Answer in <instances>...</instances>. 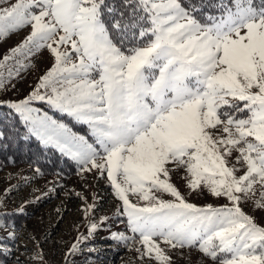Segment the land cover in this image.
Wrapping results in <instances>:
<instances>
[{
  "label": "snow or ice",
  "instance_id": "6c2138e0",
  "mask_svg": "<svg viewBox=\"0 0 264 264\" xmlns=\"http://www.w3.org/2000/svg\"><path fill=\"white\" fill-rule=\"evenodd\" d=\"M25 29L0 55V149L39 147L25 183L52 175L54 191L71 163L114 202L98 215L102 197L75 193L60 264L120 249L125 264H264V0H0V41ZM24 211L0 212V264ZM29 239V264H50L48 237Z\"/></svg>",
  "mask_w": 264,
  "mask_h": 264
},
{
  "label": "rangeland",
  "instance_id": "374dc122",
  "mask_svg": "<svg viewBox=\"0 0 264 264\" xmlns=\"http://www.w3.org/2000/svg\"><path fill=\"white\" fill-rule=\"evenodd\" d=\"M26 33L27 30L25 29L0 41V55L16 45ZM43 66L44 64L41 62V67ZM35 75L34 72L26 74L24 83L18 86L21 95L27 90V85L34 81ZM34 167L33 165L29 167V164L26 163H5L0 159V198L4 200V206L0 207V212H12L21 205L25 209L22 213L23 218L18 217L13 220L17 226L14 231L18 233V239L15 240L14 244L12 242L8 243V247L13 249V253L11 256L5 257L7 264H14L16 257H19L24 264H29L33 254L30 251H25V245L28 249L33 248L34 243L33 240L29 239L30 236L40 241H43L47 236L48 239L43 244V250L48 253L50 264H60L63 247L58 248L57 244L62 240L69 242L72 240V237L76 234V226L80 224L82 216L80 211L82 200L75 193L88 196V202H92L91 197L94 194L102 197L104 201L103 208L98 215L105 211H111L114 203L111 191L105 183L103 181L97 183L90 176L87 177L88 184L95 185L94 187H88L85 179L76 173L73 175L63 174V177L58 179L54 191L53 183L49 182L55 181L57 178L52 175L37 176L25 183L22 177L32 178ZM179 183L183 190V182ZM13 185H18V187L6 191ZM61 185L62 187H60ZM42 193H47V196L36 200V197H41ZM190 199L196 203L205 202L204 197L193 196ZM25 201L32 202L25 204ZM56 209L60 210L62 218H58ZM80 230L83 231L84 229L81 228ZM0 235H6V232L0 231ZM100 235H105V233H100ZM104 246L108 247V245ZM112 247L117 246L112 245ZM54 249L56 250L55 255L53 254ZM130 256H132V253L124 249L118 251L106 250L101 253V258L97 264H125ZM196 257L197 253L193 252L191 260L199 264ZM176 264H186V260L184 258L178 259Z\"/></svg>",
  "mask_w": 264,
  "mask_h": 264
},
{
  "label": "trees",
  "instance_id": "16d2710c",
  "mask_svg": "<svg viewBox=\"0 0 264 264\" xmlns=\"http://www.w3.org/2000/svg\"><path fill=\"white\" fill-rule=\"evenodd\" d=\"M39 152L40 149L35 143L30 145H25L24 143H20L19 145L10 144L6 149H0V159H2L5 163H31L33 166H36L35 158ZM49 155L51 154L49 153ZM9 157L11 160L8 159ZM40 159L41 162H43V158L40 157ZM61 167L64 168V175H73L76 173V169L71 163L68 165H61ZM22 215V213L16 215L13 214L8 217V219L15 220L18 217L23 218Z\"/></svg>",
  "mask_w": 264,
  "mask_h": 264
}]
</instances>
